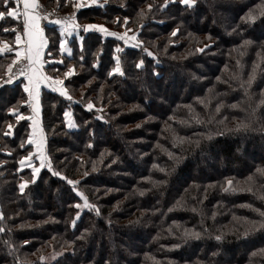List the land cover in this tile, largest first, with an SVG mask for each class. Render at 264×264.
Wrapping results in <instances>:
<instances>
[{
	"label": "trees",
	"instance_id": "16d2710c",
	"mask_svg": "<svg viewBox=\"0 0 264 264\" xmlns=\"http://www.w3.org/2000/svg\"><path fill=\"white\" fill-rule=\"evenodd\" d=\"M108 1L102 8L79 10V23L98 20L116 32L121 27L114 18L122 25L128 16L126 27L135 30L142 23L138 38L156 59L133 47L134 42L124 46L95 29L82 31L81 43L71 44V55L60 57L75 68L65 81L73 99L51 89L39 95L45 155L54 170L79 181L77 190L99 207L100 215L76 208L83 200L48 167L19 193L17 184L21 177L30 180L31 170L17 172L16 161L32 147H20L30 132L29 119L16 122L7 112L15 105L25 117L30 113L28 104L18 103L27 101L22 80L14 81L0 89V227L5 228L0 264H249L251 254L264 248V231L242 235L245 220L261 219L254 210L264 211V177L256 173L264 169V17L254 23L241 17L264 0H197L192 9L178 3L161 9L164 0ZM148 4L154 5L150 11ZM141 10L143 20L137 15ZM17 23L7 18L0 28ZM52 25L44 28L47 52L57 53L60 34ZM175 28L179 31L173 37ZM13 37L0 30V39ZM244 40L251 43L241 48ZM114 56L124 76L108 75ZM141 59L144 66L136 69ZM9 62L0 57V65ZM254 64L256 76L245 93L241 84ZM236 73L239 79H231ZM206 96L207 107L199 103ZM88 101L94 104L91 110L85 107ZM189 105L201 123L191 119ZM65 111L77 127L66 126ZM241 120L250 121L249 127L230 130ZM7 123L14 125L11 136L4 135ZM173 132L200 143L174 146ZM250 175L256 180L252 191L232 190L247 188ZM186 228L200 237L184 239ZM82 233L84 238L77 239ZM221 234L222 240H215ZM57 252L62 255L53 259Z\"/></svg>",
	"mask_w": 264,
	"mask_h": 264
},
{
	"label": "snow or ice",
	"instance_id": "6c2138e0",
	"mask_svg": "<svg viewBox=\"0 0 264 264\" xmlns=\"http://www.w3.org/2000/svg\"><path fill=\"white\" fill-rule=\"evenodd\" d=\"M69 0H64V3L67 4ZM13 3L15 6H13ZM107 3V0H104V4ZM169 3H178L181 6L186 7L187 9H192L196 4L197 0H164V2L160 5H158L159 8L165 9L169 5ZM104 4H99V0H77V2L72 3V7L74 9H80L87 7L89 5H99L100 7H103ZM22 6V7H21ZM122 6H125L122 4ZM153 4H148L147 9L150 11L153 8ZM41 5L38 4L37 0H3V10H0V21H4L7 18H11L12 20L17 21L18 23L16 25H11L9 27H2L0 30H2L4 33L14 34V37L12 39H0V57H3L10 62L6 65H0V68L3 69V72H0V89L4 88L7 85H12L14 81L19 80L20 77H23V80L25 82L22 83V88L25 93L28 94V100L27 101H20L18 103H24L28 104L32 109V115L25 117L23 116L19 108L17 106H11L7 108V112L9 115L14 116L15 120L19 122L21 119H29L32 121L31 127L32 132H30L27 136V140L21 142L20 147L25 148V144L33 145L35 147L36 153L38 154V158L41 160V164L39 167H33L31 160L34 158V153L32 151H28L27 155H22L16 163L19 165V167L16 169L17 172L23 170L25 167L31 168V179L25 180L23 177H21L20 182L17 184V188L19 190L20 194H24L25 189L28 187L30 183H34L37 179V175L40 171V168L44 167L45 165L48 167V170L52 172L53 175L59 176L61 179L66 180L69 185L73 186V191H76L77 195L80 197L81 200H83V204L77 203L75 205L76 208H87L89 210H95L96 215H100V209L97 205L94 203H91L88 198L85 196L83 192H80L77 190L76 186L79 184L78 180H72L60 173L59 171H56L52 168L51 162L49 158L44 153V134L43 129L41 127L39 114H40V107H39V89L41 84H46L49 88H52L54 91L59 92L60 95L64 96L68 100H72L73 97L69 94L67 91V88L64 84V80L68 79L72 75L75 74V68L72 65H68L66 71L63 72L62 77L60 75L57 76H51L48 74H45L44 71H42L43 66L45 63H53V64H63V59H57L53 55V51L45 52V48L48 45V40L45 38L43 29L40 27L39 21L41 19H48L51 15L50 13H44L43 15L39 11ZM145 11L141 10L137 13L138 17H140L141 20H143V17L145 16ZM264 17V3L258 4L255 6V8H250L249 11L241 17L242 20L245 22L254 23L258 18ZM22 18V29L19 27V22ZM120 18L117 17L114 23H117L120 27H125L124 33H117L114 31H109L107 28H105L102 25H95V24H85V25H79L76 23V17L75 13H72L70 17H64V18H56L52 20L51 22L60 26V34L61 37L59 39V53L61 56L63 53L68 52L71 54L70 49L66 47L65 39L63 38L64 33L68 31L69 28L73 29H79L83 28L84 32H88L90 29H95L97 31H100L104 33L105 35L114 36L119 40H122L124 44H128L130 41L134 42L133 47L136 48H142V51L149 57H152L153 59H156L154 53L148 48L143 46V42L138 38V33L140 32L141 28L143 27L142 23L137 27V29L133 30L132 28L126 27L129 23L130 17L125 16L123 18V24H119ZM264 22V21H262ZM179 29L175 28L171 32V36H176ZM128 33H132L131 35H128ZM210 39V37H208ZM251 41L244 40L241 48L246 47L249 45ZM205 48L210 47V45H205ZM117 51H120V48H117ZM196 51L203 52L204 48H197ZM14 53V55H12ZM244 53L241 51L240 55H243ZM44 57H48L47 60L44 59ZM83 59V57H81ZM115 61V65L109 70L108 75L111 77L114 74L124 76L125 72L122 68L121 61L118 57H113ZM159 62V61H157ZM240 65V61L237 60V66ZM96 66L95 64L93 65ZM144 66V60L141 59L138 62H136L135 67L136 69H142ZM257 65L254 64L252 71L248 74V80L242 82L241 87L244 88L245 93H247L248 86H250L255 79L256 71H257ZM53 72H59V69L53 68ZM156 74L155 72L153 73ZM220 77H217V80H220ZM231 79L236 80L239 79V73L233 74ZM211 89L209 92L211 93ZM262 96H264V92L261 93ZM208 99L206 96L203 99L199 100V103L204 104L205 107H207V104L205 101ZM261 103H264V100L261 101ZM223 103H217L216 105V112H220V109L223 107ZM85 107L89 110L93 109L94 104L92 101H88V103L85 105ZM189 109V112L191 113V119L195 121V123H201L202 121L197 117V115L193 112L192 107L189 105L187 106ZM232 108L239 107L238 104H232L230 105ZM255 114V109H253V115ZM69 112L65 111L64 116L67 119L69 117ZM97 119H102V117H97ZM169 120H173L174 117L170 116L168 118ZM179 123H188L187 120L179 121ZM250 121L245 122L243 120L239 121L235 125V129L230 130H240V129H246L249 127ZM67 127L69 128H75L77 125L72 122L71 120L68 121ZM139 126V125H138ZM8 131L4 132L5 136H11L12 132L11 129L14 127L12 123H7L6 125ZM166 128L171 130L170 125H166ZM173 141L174 146L175 143H192L195 145H199L200 141L197 140H187L185 137H177L175 133L173 132ZM88 147H92L91 144L88 145ZM2 151V149H0ZM11 154L10 152L8 153ZM103 155V154H102ZM173 154L169 153V156L171 157ZM0 164H3V161H0ZM153 167H158L157 165H153ZM93 170H95V165L93 166ZM160 171H165L164 169H160ZM256 173L260 177H264V169L258 168L256 170ZM83 175L86 177L88 175V172L85 171ZM249 186L247 188H235L233 187V191H252L251 185L256 183V180L254 176L250 175L247 177L246 181ZM227 185L231 186L233 184L232 180H228ZM223 190H228L227 188ZM141 195H143V191H141ZM264 199V197H261ZM181 202L177 201V206H180ZM172 209H169L171 211ZM193 211H196V209H193ZM254 211H257L259 216L261 217L260 220H253V221H247L245 220V223L247 227H245L244 232L242 235L247 236L249 232L252 231H264V211H260L259 209H255ZM215 213H213V216ZM80 213H76V218H79ZM76 218L72 220V226H75ZM4 219L3 212H0V220ZM139 221H133V223H136ZM5 228L0 227V233L4 232ZM200 233L193 231L192 229H184V231L181 233V236L184 239L188 238H196L198 239L200 237ZM84 233L81 234L80 237H77V239H83ZM215 240L220 241L223 238V234L216 235ZM8 243L7 241L5 242ZM25 244L28 243L27 240L24 241ZM179 245H174V247H178ZM11 245H9V248L11 249ZM62 255V253L57 252L54 254L53 259H55L56 256ZM215 255V253H213ZM264 257V248H260L257 251L253 252L249 259V264H264V259H261L259 261H254L252 257ZM39 259L43 262L46 257L41 255ZM16 264H19V261L16 262Z\"/></svg>",
	"mask_w": 264,
	"mask_h": 264
},
{
	"label": "rangeland",
	"instance_id": "374dc122",
	"mask_svg": "<svg viewBox=\"0 0 264 264\" xmlns=\"http://www.w3.org/2000/svg\"><path fill=\"white\" fill-rule=\"evenodd\" d=\"M46 2H47V0H40V4L47 10V11H49V12H51V13H53L54 15H58V14H63V13H72V12H74L76 9H74L71 5H72V3H75V2H77V0H69V2L67 3L69 6H70V8L69 9H67V10H64V9H62V7L64 8L67 4H65L64 3V0H51V4L50 5H47L46 4ZM110 3V1H108L107 0V3L106 4H109ZM99 4H104V0H99ZM106 4H104V6L106 5ZM91 6H94V7H100L99 5H89V6H87V7H91ZM103 6V7H104ZM87 7H84V8H87ZM83 8V9H84ZM102 8V7H101ZM78 14V12L75 14V17H76V23H78L79 25H83V22H82V24H80L79 23V21H78V19L81 17V15H83V14H80V16H79V14ZM116 20V18H114V20L113 21H115ZM95 25H102V26H104L105 28H107L109 31H112L110 28H109V26H108V24L107 25H105L103 22H99L98 20H97V23H94ZM69 30H70V32L69 33H67V32H65L64 33V36H63V38L65 39V42H66V47L68 48V49H70V52H72V49H71V44H76V45H78V44H80L81 43V41H82V31H83V28L81 27V28H79V29H73V28H69ZM100 32V31H99ZM117 33H124L125 32V27H121V28H119L118 29V31H116ZM82 33V34H81ZM59 34H60V31H59ZM132 33H128V35H131ZM110 36V35H109ZM60 37H61V35H60ZM111 37H114V36H111ZM116 38V37H115ZM117 39V38H116ZM122 41V40H121ZM123 42V41H122ZM132 43V41H130L128 44H124V42H123V44H124V46H130V44ZM48 46H49V44L46 46V49H45V52L47 53V49H48ZM58 49H59V46H58V48H57V53H56V51H53V55L57 58V59H61L60 57H62V56H64V57H69L71 54H69L68 52H65V53H63V55L61 56V54L59 53V51H58ZM50 51V50H49ZM52 51V50H51ZM44 59L45 60H47L48 59V57H44ZM45 65H49L50 66V68H48V69H45ZM68 65H71V63H67V64H65V62L63 63V64H53V63H45L44 64V67H43V71L45 72V74H48V75H51V76H57V75H60L61 77H62V74H63V72L64 71H66V69H67V66ZM60 66H61V68H60ZM53 68H56V69H59V72H53L52 71V69ZM73 76V75H72ZM71 76V77H72ZM65 81L66 80H64V84H65ZM49 88V87H48ZM50 89H52V88H50ZM69 117L66 119V123H68V121L69 120H71L72 122H73V120H72V117H71V113L69 112ZM23 116H25L24 114H22ZM22 120V119H21ZM20 120V121H21ZM14 121H16L15 120V117H14ZM31 121V120H30ZM17 122V121H16ZM31 124H32V121L30 122V125H29V130H30V132H32V127H31ZM69 128V127H68ZM30 132H28V134L30 133ZM31 147H32V152L34 153V158H32V160H31V163H32V166L33 167H39L40 166V164H41V160L38 158V154L36 153V150H35V147L33 146V145H31ZM44 167H47L46 165L44 166ZM43 168V167H42ZM42 168H40V169H42ZM24 169H27V170H31V168H29V167H25Z\"/></svg>",
	"mask_w": 264,
	"mask_h": 264
},
{
	"label": "built area",
	"instance_id": "2783aa9c",
	"mask_svg": "<svg viewBox=\"0 0 264 264\" xmlns=\"http://www.w3.org/2000/svg\"><path fill=\"white\" fill-rule=\"evenodd\" d=\"M41 5V4H40ZM81 9H83V8H80V9H76L74 12H72V13H77L79 10H81ZM39 11L41 12V14L43 15L44 13H50L51 15L49 16V18L48 19H41L40 21H39V24H40V27L42 28V29H44L48 24H52V20H54V19H56V18H64V17H70L71 16V14L72 13H63V14H58V15H54L53 13H51V12H49V11H47L42 5H41V7H40V9H39ZM23 77H20L19 78V80L20 79H22ZM18 81V80H17Z\"/></svg>",
	"mask_w": 264,
	"mask_h": 264
},
{
	"label": "crops",
	"instance_id": "0c3cea01",
	"mask_svg": "<svg viewBox=\"0 0 264 264\" xmlns=\"http://www.w3.org/2000/svg\"><path fill=\"white\" fill-rule=\"evenodd\" d=\"M37 2H38V4L40 5V1L39 0H37ZM15 6V5H14ZM22 7V6H21ZM77 21V20H76ZM21 22H22V18H21ZM53 25L52 26H54L58 31H60V26L59 25H56V24H54V23H52ZM67 33H69L70 32V30L68 29V31H66ZM43 33H44V29H43ZM61 35V34H60ZM44 36H45V34H44ZM46 38V37H45ZM46 49V48H45ZM44 67V66H43ZM44 69H42V71H43ZM22 80V83L23 82H25L24 80H23V78L21 79ZM42 89H50V88H48V86L46 85V84H41L40 85V89H39V95H40V92H41V90ZM51 90H53V89H51ZM26 96H27V100H28V94L26 93ZM29 106V105H28ZM40 107V106H39ZM29 111H30V113H29V115L28 116H31L32 115V109H31V107L29 106ZM39 119H40V117H39ZM29 122H31L30 120H29Z\"/></svg>",
	"mask_w": 264,
	"mask_h": 264
},
{
	"label": "water",
	"instance_id": "95a60500",
	"mask_svg": "<svg viewBox=\"0 0 264 264\" xmlns=\"http://www.w3.org/2000/svg\"><path fill=\"white\" fill-rule=\"evenodd\" d=\"M92 29H90L88 32H90Z\"/></svg>",
	"mask_w": 264,
	"mask_h": 264
}]
</instances>
